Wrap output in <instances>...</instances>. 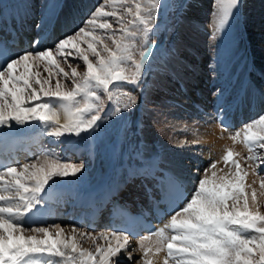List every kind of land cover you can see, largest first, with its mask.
Segmentation results:
<instances>
[{
	"label": "bare ground",
	"instance_id": "1",
	"mask_svg": "<svg viewBox=\"0 0 264 264\" xmlns=\"http://www.w3.org/2000/svg\"><path fill=\"white\" fill-rule=\"evenodd\" d=\"M39 1L40 6L37 4ZM39 1L0 0L1 20H8L13 32L21 36L20 43H5L6 60L0 68V79L5 78L0 84V152L7 153L10 163L0 170V264H64L67 259L74 258L89 264H123L121 262L124 261L136 264L134 258L139 255L141 264L230 263L226 259L228 256H224L227 250L222 251L219 246L211 248L214 243L211 235L221 230L231 232L227 226L222 227L227 220L224 223L219 221L220 215L225 217L227 211V206L221 208L222 204L229 202V196L222 188L233 184L227 179L224 166L230 164L227 168H231L237 159L241 169L236 168V172L243 168L248 170L249 174L243 170L246 173L243 177H249L245 183L249 189L245 191L243 200L251 217L258 212L257 206L264 197L255 185L257 178L250 174L257 155L255 147L260 145L264 131V83L260 85L254 77L259 71L260 78H264L261 66L264 63V22L255 14L245 17L246 28L240 27V30L248 31L246 38L230 44L220 41L230 33V21L223 23L228 8L221 9L223 14L210 34L200 23L205 17L202 8L205 1L190 0L186 3V12H183L185 18L178 22V34L186 39L177 38L169 49V56L161 61L162 69L179 82L177 88L180 86L182 93L166 95L173 104L166 106L160 103L158 109L150 111L141 100L148 102V91H152V85L167 89L166 84L172 83L161 75L159 82L146 80L141 91L133 81L125 85L127 90L123 97L109 90L102 114L89 126L76 119L77 107L74 105L82 98L80 94L85 93H73V89L76 91L82 87L87 77L76 84L79 73L76 65L69 62L68 68L64 69V63H59L56 57L75 59L76 55L71 51L78 53L85 61L84 69L90 72L95 68L88 59L92 48H89L87 38L81 39V36L77 40L86 44L85 49L74 41V35L63 34L61 40L58 38L54 42L64 32V27L72 26L71 16L76 9L64 6L63 0L62 4L59 0ZM79 1L83 2L81 8L84 10L88 0ZM32 28L33 34L28 35ZM54 33L60 34L54 39ZM206 35L211 36L206 43H216L211 70L215 74L207 80L211 85L212 81H217L220 89L215 88L214 91L208 90L204 84L210 75L200 64L190 62L193 58L196 62L201 60L202 54L197 48L202 46ZM213 37L218 39L217 42L212 40ZM254 37L261 42L255 41L259 46L252 50L248 39ZM52 41L57 49L54 53L51 48H45L49 46L43 48V44ZM180 49L184 50L182 56L177 55ZM92 51L99 55V51ZM250 58L260 63L254 66L252 74L249 73ZM98 60L103 61L99 56ZM40 64L50 79L39 75ZM53 66L71 78L72 91L67 85L69 83L66 84V77L59 78ZM6 71L7 76L4 77ZM102 71L99 69L97 73ZM219 71H222V76L218 79ZM34 80L37 85L33 84ZM27 86L32 93L25 97L20 91ZM116 87L118 84L111 88ZM101 102L104 103L103 97ZM142 116L146 121L145 127L141 126ZM222 121H225L224 128L227 129L219 125ZM228 128L233 129L232 132L229 133ZM242 135L250 138L251 148L242 144ZM44 142L49 147L56 146L57 150L46 148ZM194 144H200L199 153L207 159L206 162L212 161L211 166L215 164L210 169H213L212 175L207 171L211 178L204 172L201 180L193 181L192 173L185 168L187 156L199 161L196 151L190 149ZM22 146H27L28 150L22 151ZM10 147L11 151L7 152ZM208 150L210 154L207 156ZM226 150L232 153V159L223 166L220 163ZM31 151H40L32 161L26 156ZM243 152L248 158L243 157ZM68 154H73L71 157L74 159L82 156L81 162L62 159ZM19 159V165H13ZM195 162V166L199 165ZM165 171L178 178L185 190L189 188L192 192L176 211L156 223L161 226L159 231L132 238L109 230L104 213L89 221L92 212L85 205L96 207L101 197L115 188H119L117 196L139 209L145 187L153 191L151 176L156 174L160 178ZM216 178L221 181V191L216 189L219 181L216 183L218 186L212 182ZM211 191L214 192L212 195ZM237 204V209L242 211V205ZM230 206L231 211L233 204ZM35 209H38L41 223L29 224L24 214ZM171 225L172 233L167 230ZM214 227H219L218 231L214 232ZM200 234L203 239L202 236L196 238ZM163 244L167 246L166 256L163 255ZM206 247L213 251H205Z\"/></svg>",
	"mask_w": 264,
	"mask_h": 264
},
{
	"label": "rangeland",
	"instance_id": "2",
	"mask_svg": "<svg viewBox=\"0 0 264 264\" xmlns=\"http://www.w3.org/2000/svg\"><path fill=\"white\" fill-rule=\"evenodd\" d=\"M35 1L38 2L39 0H35ZM59 1L62 4V1L61 0ZM189 1L190 0H170L166 7H162L158 2V0H88L85 9L82 10L81 5H83V2H80L79 0H63L64 6L66 5L68 8L75 7L76 9L75 12L78 11L76 12L78 14H75V12H73V15L71 16L72 26L70 25L64 27L66 31L63 29L64 32L61 34L60 37L58 36V34H60L61 32L56 34L54 33L55 35L53 34L54 35L53 38L55 39L56 35L58 37L53 41L56 42L59 39L61 40V38H63L64 36L74 35V38L76 39L74 41L75 42L77 41L76 43L79 44L80 46L82 45V47H84L83 49H85L86 44L81 40L78 41L77 39L79 36L82 37L81 39L87 38L85 40H88L87 43L88 45L90 44L89 48H92L91 49L92 53L88 55V59L91 60L92 63L94 64L92 65L93 68L95 67L93 70H90V72H87V70L84 69L85 61L81 59V56L78 53H74L73 51H71V54L76 55L77 58L74 57L75 59L69 57L66 58L64 56L56 57L59 63L60 62L64 63L65 65L64 69L68 68L69 62L70 64L76 65L75 67L78 68L79 70V73L76 77L77 78L76 84L82 83L80 82L82 81L81 79L87 77L85 83L82 84V87L80 86V89L77 88L76 91L73 89V93L74 92L85 93V95L80 94L83 95L82 98L74 104L75 108L77 107L75 109L77 112L76 119H78L79 121L83 120V122H86L87 125L90 124L89 126H91L92 122L102 114V110H103L102 108L105 107L106 101L108 100L109 90H111L113 94H117L116 96L123 97L125 96L124 93H126L125 90H127L125 85L128 83H132L133 81L136 82L139 89L143 91V89L145 88V85L143 84L146 80L153 79L156 82L157 81L159 82L160 76L163 75L164 78H166L169 82L174 84V86H176L177 88V84L179 85V82H177L172 76L169 77L168 74L166 75V71L164 72V70L161 67V61L165 57L169 56V51H170L169 49H171L175 45V41L177 38L178 39L180 38V40L186 39L184 35L178 34L179 33L178 22L179 19L185 18L183 12L184 11L186 12L185 6L188 4ZM204 1L205 2H203L202 8L204 9L205 17H203V20L200 23L206 26V29L209 30L210 34H211L210 30L215 29V26L217 24L216 21L223 14L221 13L222 12L221 9L225 7L228 8V11L225 12V17H224L225 21L223 23L225 22L228 23L230 21L229 22L230 26L228 27L230 29V33L227 36H224V39L220 38V41L225 40L226 42L231 44L236 42L237 40L239 41L245 39L246 33L248 34V31H246L245 33L240 30V27L246 28L245 26L247 22L245 20V17L249 18L250 16H254L255 14V16L259 17V20L261 19L260 21L264 22V0H204ZM39 3L40 1L37 4L39 5ZM231 18L233 20H230ZM35 20L36 18L33 19V21ZM35 24L36 22H33V25ZM32 30L33 29H30V31H28L27 34L32 35L33 34ZM79 30L80 32H78ZM63 34L64 36H62ZM209 36L206 35V37L203 38L202 46L200 45V48H197L199 49V52H201L202 54L200 56L201 60L196 62L195 59L193 58L194 60L192 59L190 60V62L192 61V63L200 64L202 66L201 68L204 69L208 73V75H210L207 77L208 79L205 78L206 81L204 84L206 85L208 90L211 88L214 91L215 88L220 89V86L219 85L217 86L216 84L217 81L216 82L212 81V85L209 84L211 82L207 81L209 80L212 74L213 75L215 74V72H211V70H213L212 65H214L213 63L214 55L212 53H214L215 51L214 47H216L215 46L216 43L214 45L206 43L207 41L211 40V36L210 37ZM256 39L257 37H254L252 39L253 41L248 39L252 50L255 47L257 48L259 46V44L258 43L256 44V42H261L260 40L258 41ZM212 40L217 42L218 39L216 38L214 39L213 37ZM54 42L49 44L48 43L43 44V48L45 46H49L45 48H51L53 53L56 52L57 49L54 46ZM92 50L99 51V55H97ZM182 50L183 49H180L177 52V55L180 54L182 56L184 54L183 52L184 50L183 51ZM253 52L254 51H252V53ZM98 56L102 58L103 61L98 60ZM250 62L251 64L249 63V73L252 74L254 73L253 72L254 66L260 63L252 60L251 58H250ZM99 65H101L102 67ZM261 66L264 69V63ZM43 67L44 66L40 64L38 69L39 75L40 76L44 75L45 76L44 79H47V77H49L50 79V76H48V74L46 73ZM97 69L98 70L102 69L103 70L102 73L99 72L97 73L98 71ZM54 70H55V74L58 77L60 76L59 78L62 77L67 78V79L65 78L66 84L69 83L67 85L68 87L69 86L71 87L70 90L72 91L73 84L72 81L70 80L71 78L68 79L67 75L64 74V72L60 71L61 69H58V67H54ZM32 72L34 73V70H32ZM258 72L259 71L255 72L254 75L255 80L257 83H260V85L263 86L264 78L262 77L260 78L261 73ZM221 73L222 71H219L218 79L221 78L222 76ZM3 74L4 77L7 76V71L6 74L5 73ZM31 75H32L31 77L34 78L33 74ZM35 76H37V74H35ZM4 79L5 78L0 79V84ZM35 80L33 81V84L37 85V81ZM115 84H118V87L111 88ZM172 84L170 83L166 84L167 89L166 88L160 89L157 86H154L155 84H153L152 91H148L150 96L148 102L146 103V100L142 98L141 100L142 103L146 104V107H149L148 109H150V111L158 109V107H160L159 105L160 103L166 106L173 104V101L171 102L170 99H167L166 95L169 94L170 96L182 92L180 86H178L177 88L179 90L178 91L173 88ZM25 85L27 84L25 83ZM27 87L28 88L27 89L25 88L24 91H20L21 93L23 92L22 94H24L25 97L26 95L28 96L32 93L29 86ZM161 91L164 92L165 94L161 93ZM102 97L104 101L103 104L101 102ZM134 100L133 103L135 102ZM87 105H91V109L89 111L85 110V107ZM142 120H141L142 121L141 126L145 127L146 121L143 116H142ZM136 125L137 122L134 124V126ZM261 134L263 137L261 138L260 145L257 144L258 147L256 146L257 148H255L257 150L256 151L257 153L255 151L254 152L257 155L255 161L253 162V172L250 174L251 177L255 176V178H257L255 180L256 183L254 180L253 181L255 185L257 184L256 187L258 188V190L262 191L261 194L263 193L262 195H264V163H263L264 162V131ZM153 144H156V142H154ZM157 145L158 147H160V144ZM194 145H193L194 147L190 146V149L191 151L194 150L193 152L196 151V155H197L196 157H200L201 159L199 158V161L195 162L193 161L195 157L193 158L192 156H187L186 160H184L186 163L185 162L184 163L187 164L188 162V165H185V168L187 169V171L189 170L188 171L189 173H192L191 177L193 178V181L194 180L197 181L198 178L201 180L202 175L204 176V174L202 173L205 172V174L207 175L211 171H213V169L212 170L210 169L213 168L215 164L211 166L212 161L206 162L207 159L200 155L198 149L200 144H194ZM46 147L48 148L53 147L52 148L53 150L54 149L57 150L56 146L50 145L49 147L48 145H46ZM208 154H210L209 150L207 151V156ZM37 155L38 153H34L31 157H28L27 160L32 161L34 160L33 158H35ZM71 155L73 154H68V157L65 156L66 158L63 157L62 159H65L66 161H70L72 163L81 162L82 156L75 157L74 159V157H71ZM194 162L199 165L195 166ZM222 163L223 162L221 160L220 164ZM217 164L219 167L221 166L219 163ZM16 165H19V162L16 163ZM229 165L230 164H228V166H224L223 164L224 168H226L224 173H226L228 177L226 175L225 176L233 184H228L226 188L224 187L222 189L223 192L225 191L224 193L228 194L229 197H227V201L231 203L227 202L226 205L222 204L221 208L223 207V209H225L227 206V208L225 209L227 211L225 217L224 214L220 215L219 221L224 223V220H227L226 224L224 226H222L221 224V226L222 227L227 226L231 232L227 233L228 231L222 232L221 230L218 233H216V235L215 233L211 235V237H214L213 240L214 243L213 246L210 247L216 249V247L218 248L219 246L220 248H222V251L227 250V252L225 251L226 254L224 256L225 257L228 256L226 257V259H229V261H231L230 263L227 262V264H264V200H263L264 197L261 198L262 200L260 199V202L257 206L258 212L254 213L255 215L253 214V216L251 217L249 214V210L248 208H246L243 200L245 197L244 196L245 191L249 189L246 185L249 177L245 178L246 173L249 174V172H247L248 170L246 171V169L243 168L241 171H237L235 173L234 168H232L233 166H231V168H227L230 167ZM223 166H221L220 168H223ZM246 167L247 166H245V168ZM240 169L241 168L239 167V170ZM207 171L209 173H207ZM198 174H200L199 177H197ZM210 174L212 175V172ZM211 175L209 176L210 178ZM212 182L215 185L217 184L219 185V186L217 185L218 187H216V189H219L220 186L222 185L219 184L221 183V181L217 180V178L216 181L212 180ZM220 189L219 191H221ZM190 190L192 192V189ZM213 191H211V193L210 192L207 193H210V195H212L214 192L215 194L217 193L216 191L214 192ZM208 197L211 198V196ZM211 202L214 201L211 200ZM237 203H240L242 205L243 208L242 211H239L237 209L238 207ZM229 204H233L231 211L229 209L231 208V206L228 207ZM237 210L239 211V213L236 212ZM218 229L219 227H214V232L218 231ZM203 231L205 230L203 229ZM200 237L201 239L204 238L203 235L201 234L200 236L198 235L196 238L200 239ZM211 248L209 249L212 250ZM209 249L208 247H206V249L204 248V250L207 252L210 251ZM141 252L143 253L144 250L142 249ZM139 256L134 258L135 261L137 262L136 264H138L140 261ZM73 260L74 262H72ZM73 260L67 259L64 264H84V263L89 264L86 261H82V260L79 261L78 259L75 258ZM117 263L119 264V262ZM121 263L132 264L131 262L128 261H124Z\"/></svg>",
	"mask_w": 264,
	"mask_h": 264
},
{
	"label": "water",
	"instance_id": "3",
	"mask_svg": "<svg viewBox=\"0 0 264 264\" xmlns=\"http://www.w3.org/2000/svg\"><path fill=\"white\" fill-rule=\"evenodd\" d=\"M169 0H159V3L165 7L168 4ZM91 109V105L85 107V110L89 111Z\"/></svg>",
	"mask_w": 264,
	"mask_h": 264
}]
</instances>
